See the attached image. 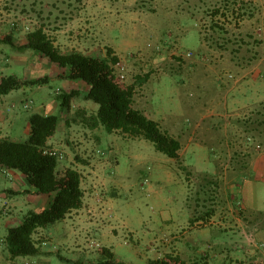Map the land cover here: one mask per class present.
<instances>
[{
  "label": "rangeland",
  "instance_id": "rangeland-1",
  "mask_svg": "<svg viewBox=\"0 0 264 264\" xmlns=\"http://www.w3.org/2000/svg\"><path fill=\"white\" fill-rule=\"evenodd\" d=\"M214 23L223 33L212 30ZM37 28L64 51L95 57H108L110 51L119 60L115 80L134 87L140 107L177 138L182 149L174 160L144 139L109 134L103 128L95 131L102 137L99 142L96 135L86 137L81 126H74L72 151L64 143L61 112H54L59 121L51 143L67 163L76 156L88 169L93 165L97 180L106 182L89 187L83 168L85 200L110 203L103 222L110 240L97 233L96 240L86 241L70 232L72 223L68 229L65 224L49 226L52 242L45 250L51 254L41 261L19 257L17 264H97L104 259V248L129 264H148L156 257L196 259L198 249H186L189 241L197 240L196 233L185 234L190 220L214 215L221 221L229 212L225 203L243 204L244 198L231 187L236 174L259 170L255 176L264 178V137L249 131L248 123L264 102V0H0V39L10 37L20 44ZM4 48L10 61L7 69L0 67V75L24 79L32 68L41 77L53 73L51 62L39 61L36 51L20 55L10 44ZM16 56H23L25 63ZM45 85L43 90L25 88L2 98L14 118L7 128L11 139L27 141L29 117L65 94L59 80L49 79ZM89 102L96 114L99 106ZM73 116L70 124L78 119ZM258 199L262 205L261 186ZM240 206L238 216H251ZM164 220H173L171 227L178 230L174 247H168L161 234ZM263 226L258 221L254 230ZM253 250L251 263L245 264H261L259 251ZM244 258L226 263L243 264L239 261Z\"/></svg>",
  "mask_w": 264,
  "mask_h": 264
},
{
  "label": "trees",
  "instance_id": "trees-1",
  "mask_svg": "<svg viewBox=\"0 0 264 264\" xmlns=\"http://www.w3.org/2000/svg\"><path fill=\"white\" fill-rule=\"evenodd\" d=\"M219 10L214 12V17ZM243 17V16H241ZM212 30L223 33L219 24H212ZM202 35V34H201ZM206 39V38H205ZM5 44H13L9 38L0 39ZM215 46L223 48L219 42ZM21 49L33 50L59 68L68 70V79L79 81L89 87L85 98L99 106L95 115L88 120L92 127H103L109 134L121 133L130 139H144L151 142L155 150L170 159L178 160L182 149L181 142L164 131L160 124L148 118L144 112L133 107L134 87L125 88L115 80L114 67L118 58L95 57L78 51L64 53L54 44L43 28H37L26 36ZM45 81H22L16 76H0V98L28 85H37ZM74 93L59 97L61 107L71 110ZM259 109L253 110L249 118V131L264 137V102ZM58 118L53 115L33 114L30 117L29 138L25 142H16L0 138V166L4 169L23 174L37 194H55L50 207L40 212H28L20 225L8 230L5 239L7 251L12 259L18 257H38L45 255L41 251L34 235L39 229L47 228L64 220L73 210L83 207L84 191L82 175L75 169H67L59 174V162L50 151L49 139L55 135ZM264 145V142L262 143ZM212 182V181H211ZM255 220L264 223V212H257ZM211 216L203 217L207 221ZM199 219L191 220L192 223ZM104 257L97 264H129L117 261L113 252L107 248L101 250ZM148 264H208L203 260L187 262L179 257L150 259Z\"/></svg>",
  "mask_w": 264,
  "mask_h": 264
},
{
  "label": "crops",
  "instance_id": "crops-1",
  "mask_svg": "<svg viewBox=\"0 0 264 264\" xmlns=\"http://www.w3.org/2000/svg\"><path fill=\"white\" fill-rule=\"evenodd\" d=\"M25 43L26 42L18 44L13 40V44L10 45L13 47L14 51L18 52L20 55H23L29 51L21 49ZM0 46H3L0 47V51H2L1 55L4 56V58H2L0 61V67L2 69H7L9 66L8 63L10 61V54L9 52L7 53L6 48H4L6 46L5 43L0 42ZM60 50L64 53L68 52L61 48ZM38 58L41 62L46 60V58L42 57L40 54H38ZM16 59L21 62L23 56H16ZM51 65L53 73H50L44 77H41L42 74L40 73H38V75H34L32 70L35 68H32L31 70L28 69L24 79L20 80L25 82L45 79V81L37 85H28L22 89L36 87L38 90H43L49 79H54L64 83L65 94L74 93L70 112H66L62 109L61 101L59 99L60 96H57L56 100H52L51 102L44 104V107H40L42 110L38 112V114L53 116H55L54 112H57L58 110L61 112L63 121L61 128L66 136L64 143L68 148L72 149L71 142L75 135V133H73L74 126H81L83 129V135L89 138L96 135V130L103 131V127H92L91 123L85 125L83 124V121L81 122L80 120H88L92 115H95L92 109L93 106L90 104L89 100H86L85 98L89 87L79 81L68 79L67 69L59 68L53 63H51ZM0 76L3 77L4 75L1 74ZM3 97L0 98V138L15 141L14 139H11L9 132L7 131V128L13 126L14 118L10 116V112L6 110L5 101L2 100ZM79 102H81V104ZM139 104L140 103L139 100H137L136 92L134 91L133 107L144 112L148 118L152 119L153 116L149 115V113L146 112V109H142ZM151 114H153V112ZM73 115L78 117V119L76 118L77 121H75L73 124H70L68 121L74 117ZM174 115L175 117H181V114ZM4 131H6V133H4ZM26 132V138H29L30 124ZM53 137L54 136L49 139L48 146L52 150L62 153L51 143ZM96 139L101 142L102 137L100 139L99 136H97ZM64 158L67 159L66 157ZM65 159L62 160L58 166L57 171L59 174L64 173L70 168L75 169L82 174L84 168V170H88L86 177L88 178L89 187L92 185L96 187L102 182L101 177L99 180H97V177L100 175L98 171L93 169V165L91 166V169H88L90 166H88L87 163L77 159L76 156L69 160L68 163ZM258 172L259 170L256 171L255 174L253 171L248 170L247 174L245 172L236 174L231 187L235 188V191L238 194H241V196L244 198V203H225V208L228 209L229 212L227 213V216L221 219V221H218L219 218L214 215L207 219V221H203L202 218H200L193 224H191L190 220L185 234H188L192 237L196 233L197 240L189 241L187 243L186 249L188 250L187 253H191L198 249L199 256L196 259H191L192 257H190L187 262L203 260L208 264H225L226 262L230 263L233 260H237L239 256L243 255L247 258H244V262H241V260L239 262L243 264L251 263V258L254 257L253 248L256 247V249L259 251V256H261V264H264V226L259 227L258 229L255 228V231L254 226L257 221L253 217V215L257 212H264V201L261 205L258 199L259 187L261 186L264 189V178L261 179L255 176L258 174ZM248 173L251 174L248 175ZM102 183L106 185V182L103 181ZM239 184L241 185L239 186ZM54 196L55 194H37L23 174L18 171L4 169L0 166V251L3 250V253H0V264H17V258L12 259L6 248L5 239L8 234V230L12 227L20 225L28 212H40L45 210L49 205H51ZM109 204L110 203L101 201L87 202L85 200L84 192L83 207L79 210L71 211V213H69L64 220L51 226L56 227V225L65 224L66 229H68L67 226H69V223H72L70 232H74V234L79 233L80 236H84L86 241L92 239L96 240L97 233L100 234L102 238L105 237L109 239V230L107 227L103 226V222H107L106 219ZM239 204L241 205L240 209H243L244 212H249L252 218L251 216H238L239 213H235L238 211L237 205ZM164 222L166 223V228L162 229L161 234L165 237L167 244H169L168 247H174L178 244L180 238L178 235V230L171 227V223L174 222L173 220H164ZM198 225L203 226L198 227ZM47 228L39 229L34 235V239L38 242L41 251L45 253V255H50L51 253L45 250V247L48 246L50 242H52V238L46 232ZM199 228L203 229L199 230ZM45 255L38 256L40 257V261Z\"/></svg>",
  "mask_w": 264,
  "mask_h": 264
},
{
  "label": "built area",
  "instance_id": "built-area-1",
  "mask_svg": "<svg viewBox=\"0 0 264 264\" xmlns=\"http://www.w3.org/2000/svg\"><path fill=\"white\" fill-rule=\"evenodd\" d=\"M121 79H123V76H121ZM29 107L30 106L28 104L25 105V108H29ZM50 153L57 158L58 162H60V161H62L64 159V155L62 153L56 151V150H51Z\"/></svg>",
  "mask_w": 264,
  "mask_h": 264
}]
</instances>
